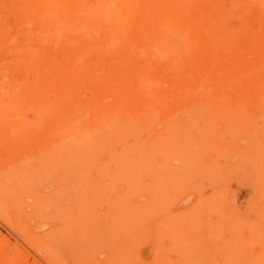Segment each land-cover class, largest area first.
<instances>
[{
  "label": "rangeland",
  "instance_id": "1",
  "mask_svg": "<svg viewBox=\"0 0 264 264\" xmlns=\"http://www.w3.org/2000/svg\"><path fill=\"white\" fill-rule=\"evenodd\" d=\"M135 1L139 6L145 0ZM216 7L225 13L222 21L229 38L221 44L226 46L225 57L219 60L223 65H213V69L229 77L233 75L231 60L253 63L259 54L264 57V0H219ZM41 8L35 0H0V264H264V102L258 103L259 107L245 96L241 100L247 104L233 102L239 97L235 92L226 94V102L218 101V94L197 98L186 94L183 101L158 107L150 124L139 131L142 135L126 142L142 143L140 159L150 158V163L145 161L148 169L142 161L139 179L144 178L137 193L128 199L129 191L122 185L113 191L96 187L104 176L100 170L112 164L107 166L111 161L110 154L104 152L106 143L95 147V156L101 155V160L95 158L100 163L95 161L91 167L97 165V171L78 170L73 154L76 146L72 150L46 138L50 118L55 120L49 110L55 109L56 99L48 95L46 103L40 93L46 58L93 54L94 50H86L79 36L81 41L75 43L77 38H68L71 33L65 31L49 41L51 50L43 51L35 32L38 24H31L32 14L40 13ZM193 17L188 25L192 31L197 26ZM51 20L52 24L57 21ZM95 31L100 33L99 28ZM132 39L118 50L130 51ZM251 49L259 53H250ZM118 50L117 55L123 51ZM211 52L214 57L222 53ZM124 62L122 68L129 66L125 59L120 65ZM193 65L203 67L208 62L201 59ZM191 75L192 71L185 70L182 80H190ZM261 90L256 96L264 97V86ZM90 94L86 92L85 98H94ZM212 96L217 101H212ZM103 99L110 102L108 96ZM236 106L239 111L233 110ZM121 117L122 125L110 131L114 136L116 131H125ZM81 121L85 123V119ZM100 129L96 130L104 136ZM119 138L113 143L109 138L106 146L111 143L115 152L123 151L125 141ZM147 138L149 150L144 144ZM82 195L87 201L79 222L83 230L67 222L75 213L72 205ZM56 206L61 207L60 214ZM96 227L101 231L107 227L111 240L95 237ZM61 228L63 232L68 229L65 233L70 235L61 236Z\"/></svg>",
  "mask_w": 264,
  "mask_h": 264
},
{
  "label": "bare ground",
  "instance_id": "2",
  "mask_svg": "<svg viewBox=\"0 0 264 264\" xmlns=\"http://www.w3.org/2000/svg\"><path fill=\"white\" fill-rule=\"evenodd\" d=\"M35 1H37L38 5H41L43 9L41 8L42 11L40 13L36 12L32 14L31 24H38L39 26L36 27L38 29H36L35 32L40 36L39 41L43 51L51 50L52 45L49 41L57 37L59 38L63 35L61 32L65 31L66 33L67 31H69V34L71 33V36L68 38L72 39V37L77 38V36H79L78 38L82 39V42H79L81 39H74L75 43L78 41L84 44V48L87 47L86 50H94L93 54L77 55V52L74 54L73 51L72 56L58 55L59 57L57 56V58L53 56L51 60H48V58L44 60L43 70L40 74V93L43 99H45V102L47 101L46 98H49L48 95L51 96V94L54 95L56 99V105L54 104L56 107L54 105L53 107L51 104L53 107L52 109H55L51 110L50 106V110L48 109L53 113L52 116H54L55 120L50 118L52 123L49 121L51 125H49L48 128L46 119L45 124L48 130L46 131V138L49 137L61 144H67L72 150L76 146L77 149L73 151V154L77 169L80 170L81 168L86 172V170L88 171V169L91 168L89 169L91 173L92 169L95 168L94 170H96L97 165L94 168L91 166L95 164V161L99 162V160H101V158L99 159L101 155L97 158V155L95 156V147L100 148L101 144H104L102 141L107 144L110 140L113 143L118 137H120L119 139L123 138L125 141L124 145H122L123 151L119 153L115 152L111 143L107 146L105 144L104 152L106 151V154H110L109 159L111 161H107L108 164H106L107 166L110 165V163L112 164L109 166V169L103 167V164L101 165L105 169H103V171L102 169L100 170L104 178L102 177V179L100 177L101 179L98 185L95 184L96 187L113 191L117 185H122L120 187L129 191L126 195L128 199H130L134 193H137L139 190V182H143L141 179L144 178L141 177V179H139L140 170L143 164L145 166V164L148 165V163H150V158L148 156V160H145L148 163L140 159L143 151V145L141 146L142 143L139 144L137 142L136 144V141H134L135 144L132 145L131 143L128 145L126 142L128 140L130 143V137L132 141L135 140L139 131H141L142 128L145 129L146 126L150 124L149 122L158 107H160V109L170 107V105L177 103L181 99L183 101V99H186L184 97H188L186 94H190V97L195 96L194 98L199 97V95L218 94L219 98H217V100L224 101L225 99L226 102L228 99L226 94L235 92L239 97L236 96L238 100L234 97L235 100L233 102H244L247 104V100H241L244 99V96L250 103L252 102L258 105V103L264 102V100L260 101L259 99V97H263V95H261L263 93L261 88L264 86V57L261 59L260 54V58L258 57V59L254 61L255 63L231 60L230 69L232 68V71L230 72H233V75L228 71L232 75L229 77H222L213 69V65L217 68H219V65L216 64H220V66L223 65L219 60L225 57L226 46L224 47L221 44L224 39L228 40L229 38V34L226 33L222 21V17H224L225 13L219 11L216 7L219 0H145L144 3L139 6L135 0ZM212 3L213 6L211 7L210 4L212 5ZM190 13L193 14L191 15ZM164 15L165 18H163ZM187 16L189 17L188 20L194 16V21H196L195 23L197 24L195 27L196 30L194 29V31H192L193 28H189L190 20L189 23L187 22L188 20H185ZM49 18L57 20V27L55 26V21L53 24L50 23L52 20H49ZM162 19H164L165 22H162ZM158 20L161 25H158ZM135 22L137 24H134ZM154 22L158 26H153ZM168 27H170V29H168ZM96 28H99L100 31L98 35L95 31ZM249 35L251 36V34ZM130 36L133 37L132 49L130 51L127 49L128 52H124V46L130 42L128 41L131 39ZM250 36H245V39L248 37V41L252 42L253 38ZM249 44L251 47L253 46L252 43ZM129 46L131 45L129 44ZM255 47L253 46V48ZM119 48H123L121 49L123 51L121 54L117 55L116 50ZM217 49L222 53L214 57L211 51L216 50V52H218ZM252 49L250 53H259ZM122 59L127 61L126 66L129 65L127 66L128 68H122V66L125 65V62L120 65ZM201 59L206 60L208 66L202 67L201 65L196 67L193 65ZM128 62H134V64L131 65L128 64ZM228 69L229 68H227V70ZM185 70L188 72L192 71L193 75H191V79L186 82L182 80V75L185 73ZM167 83H169L168 88H166ZM86 92L91 93L92 95H90L94 98H85L84 94ZM258 93H261L259 97L256 96ZM105 96H108V99L110 98L109 103L103 102ZM194 98H191V101L192 99L194 100ZM202 98L204 99V97ZM55 99L53 100L55 101ZM262 99H264V97ZM211 100L217 101L214 97ZM188 101L190 100L188 99ZM197 104L198 103H194V105ZM233 104L235 105L236 103ZM223 105L224 104H222V106ZM252 105L253 104H251V106ZM237 107L238 106L234 107L233 110H238ZM216 108H219V106H216ZM47 112L48 111H45V114ZM50 115L51 114H49L48 117H51ZM121 116L124 118L123 121L125 122H123L124 124L122 126L124 129L122 127L121 129L125 131L122 132V134H117L116 131L114 136L110 131L113 132L119 123H121L119 125H122V121H120ZM230 116L232 115L230 114ZM80 117H83L81 119H85L84 124L82 121L80 122ZM125 125L127 128L124 127ZM171 125L174 126L173 124ZM98 127H100V131L105 134L106 131H108V135L104 133H102L104 136L100 135V133H98L99 130H96ZM119 127L120 126L117 128ZM102 128L104 131H102ZM111 128L113 129L111 130ZM117 128L115 130H117ZM130 128H132L133 131ZM126 129H128L127 132ZM132 137L134 139H132ZM148 138V142L146 141L144 143L147 150H149L148 143L150 140ZM184 138L186 139L187 137L184 136ZM151 139H153V136H151ZM175 139L176 137L174 140ZM153 140L150 141V143H153ZM117 141L122 143V141ZM115 147L117 146L114 145V148ZM95 158L99 160L97 161ZM142 161H144L143 164ZM112 166L115 168L113 167V169H110ZM149 166L151 169L152 165L149 164ZM146 169L148 168L146 167ZM151 170H153V168ZM98 174L100 175V173ZM61 197L62 196H60V198ZM57 201L58 199H56L57 204L60 203L59 205H62V201ZM91 202L92 201L89 200V203ZM86 203L87 201L83 198V195L78 197L76 202L72 205V209L75 210L74 215L68 218L69 215L67 216L66 214V218L69 219L67 222L76 225L77 228L80 227L82 230V225L79 222H82V213ZM57 206L56 208L60 214L61 207L58 209ZM64 226L66 227V225ZM62 228L61 231L59 230V233H61L60 235L68 237L70 233L68 235L65 233L68 229L63 232L64 230H62ZM106 228L107 227H105V231H101V227H96L98 236L95 237L103 235L106 242H109L111 240V233H109ZM101 238L102 237H99V239ZM89 241L92 243L91 239H89Z\"/></svg>",
  "mask_w": 264,
  "mask_h": 264
}]
</instances>
